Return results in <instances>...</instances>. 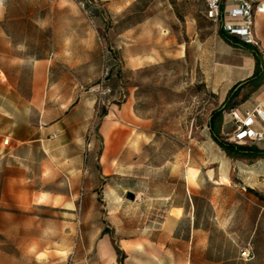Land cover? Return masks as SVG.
Returning a JSON list of instances; mask_svg holds the SVG:
<instances>
[{"label": "rangeland", "instance_id": "rangeland-1", "mask_svg": "<svg viewBox=\"0 0 264 264\" xmlns=\"http://www.w3.org/2000/svg\"><path fill=\"white\" fill-rule=\"evenodd\" d=\"M0 9L15 18L1 26L26 39L28 58L49 55L53 75L67 74L55 88L68 94L66 101L88 94L104 66L111 71L106 84L121 89L140 123L128 142L131 161L123 154L121 168L97 165L113 147V129H100L113 117V103L97 107L95 99L84 136L88 182L61 185L69 208L62 223L38 208L37 259L12 264H119L114 245L125 255L123 264H142L141 245L127 247L126 240L147 235L148 224L156 228L170 204H184L189 214L175 223L182 241L191 216L203 231L193 233L190 256L181 243V264H264V157H229L211 138V112L222 103L204 89L202 58L189 37L218 25L204 18L200 0H0ZM223 112L213 131L228 141L232 129H222ZM246 145L264 149V142ZM87 149L95 155L89 158ZM195 175L189 202L182 187ZM167 194L174 195L172 203L142 199ZM247 245L251 255L243 260L239 253Z\"/></svg>", "mask_w": 264, "mask_h": 264}, {"label": "crops", "instance_id": "crops-1", "mask_svg": "<svg viewBox=\"0 0 264 264\" xmlns=\"http://www.w3.org/2000/svg\"><path fill=\"white\" fill-rule=\"evenodd\" d=\"M200 1L203 16L209 21L204 14V2ZM251 1L264 6V0ZM239 2L221 0L220 7L227 10ZM14 19L4 16L0 9V264H12L13 259H37V221L41 219L38 218V208L41 213L48 211L49 215L60 217L56 223H62L63 213L67 218L69 208L64 207L63 202L68 199V194L61 185L88 182L86 172L90 159H85L84 136L95 104V98L89 93L79 94L69 102L66 101L68 94H59L55 90L58 86L62 88L67 74L53 75L55 71L49 55L28 58L33 54L26 39L1 26ZM252 30L256 45L227 35L220 25L217 31L208 35L196 30L189 37L190 46L197 47L196 54L202 58L199 76L204 89L212 93L223 107L230 98L229 90L235 86L238 90L229 104L232 107L236 102L237 105L230 109L240 112L254 108L264 111V79L258 85L253 82L242 84L254 72L255 54L264 68V11L253 14ZM204 99V103H208L207 97ZM54 110H57L55 115ZM227 111L223 112L222 129L233 130ZM110 113L113 117L103 121L100 129H113L109 139L113 147L102 153L96 164L121 168L123 154L126 160H132V146L128 142L134 126L140 123L136 122L139 119L126 97L119 105H112ZM253 128L261 129L258 120L254 121ZM147 130V123H144L143 131ZM92 150L87 149L89 158L95 155ZM96 178L98 182L101 175ZM184 182V199L188 197L190 202V189L196 184V175L193 181L185 179ZM142 196L144 200L169 203L174 198L172 194ZM162 213L164 216L160 215L162 220L156 228L152 224L143 228L149 231L147 235L126 240L127 247L141 245L136 250L142 254V264H181V259H176L181 254V243L185 245L184 253L190 256L193 233L200 231L191 216L186 227V240L182 241L180 234L175 232V223L189 216L188 212L185 215L184 204H170Z\"/></svg>", "mask_w": 264, "mask_h": 264}, {"label": "built area", "instance_id": "built-area-1", "mask_svg": "<svg viewBox=\"0 0 264 264\" xmlns=\"http://www.w3.org/2000/svg\"><path fill=\"white\" fill-rule=\"evenodd\" d=\"M205 5V17L213 24L220 25L222 30L230 36L239 38L243 43L256 45L253 36V14L264 11V6L255 5L251 0H240L239 4L227 10H222L221 0H203ZM111 71L102 66L100 78L92 89L86 91L93 93L97 107H107L120 104L124 99V93L120 90L113 91L106 80ZM227 115L232 122L233 130L225 133L226 139L237 145L255 144L264 142V111L258 108L252 110L229 109ZM258 120L261 129L253 128L254 121ZM56 133L53 134V137ZM7 142L4 140V143ZM240 258L246 260L251 255V249L247 245L239 253Z\"/></svg>", "mask_w": 264, "mask_h": 264}, {"label": "trees", "instance_id": "trees-1", "mask_svg": "<svg viewBox=\"0 0 264 264\" xmlns=\"http://www.w3.org/2000/svg\"><path fill=\"white\" fill-rule=\"evenodd\" d=\"M255 60H256L255 68H254V72L252 76L246 79L245 81H243L242 84H248V83L253 82L255 83V85H258L262 81V79H264V68H262L257 54H255ZM237 90L238 89H235V86L232 87L228 92V95H230V98L228 97V102L226 101L224 103L221 110L211 112V117L208 122V127L210 130L211 138L229 157H244V158L264 157V149H259L255 145H237V144L228 142L226 140L221 139L213 131L215 117L221 114L223 110H229L230 108L233 107V105L231 107V105L229 104L230 102L229 100L232 99V97L236 94ZM104 114H105V111H102L100 115L103 116ZM114 250L118 256L117 257L118 263L123 264V258L125 257V255L123 254V251L119 249V247L116 245H114Z\"/></svg>", "mask_w": 264, "mask_h": 264}, {"label": "water", "instance_id": "water-1", "mask_svg": "<svg viewBox=\"0 0 264 264\" xmlns=\"http://www.w3.org/2000/svg\"><path fill=\"white\" fill-rule=\"evenodd\" d=\"M129 195H131V193H128Z\"/></svg>", "mask_w": 264, "mask_h": 264}]
</instances>
